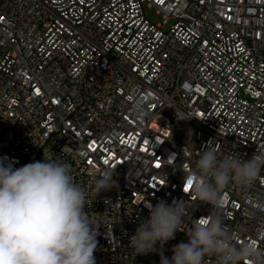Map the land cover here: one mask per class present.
<instances>
[{"label":"built area","instance_id":"2783aa9c","mask_svg":"<svg viewBox=\"0 0 264 264\" xmlns=\"http://www.w3.org/2000/svg\"><path fill=\"white\" fill-rule=\"evenodd\" d=\"M206 148L264 151V0H0V159L71 165L99 226L96 264H160L187 242L178 231L157 252L129 245L145 202L190 199L185 174ZM105 167L116 184L94 198ZM222 195L234 242L264 251V169ZM198 203L184 230L211 211Z\"/></svg>","mask_w":264,"mask_h":264},{"label":"clouds","instance_id":"9594fccd","mask_svg":"<svg viewBox=\"0 0 264 264\" xmlns=\"http://www.w3.org/2000/svg\"><path fill=\"white\" fill-rule=\"evenodd\" d=\"M143 105L144 99H140L134 106L138 117L144 115ZM114 169L105 167L98 173L94 198L115 186ZM262 169L264 151L244 160L206 148L193 171L185 174L183 191L190 197L188 201L145 202L149 217L130 237L132 252L146 255L160 251L157 242L162 249L178 231H185L187 242L175 245L170 259L160 251V264H205L208 256H215L217 264H264V251L257 243H235L217 213L224 205L223 191L230 184L248 188ZM189 183L191 187L185 191ZM87 196L66 160L44 155L43 161L16 168L0 159V264H96L99 226L85 210L92 203ZM192 198L211 205V211L192 220V226L184 230Z\"/></svg>","mask_w":264,"mask_h":264},{"label":"rangeland","instance_id":"374dc122","mask_svg":"<svg viewBox=\"0 0 264 264\" xmlns=\"http://www.w3.org/2000/svg\"><path fill=\"white\" fill-rule=\"evenodd\" d=\"M147 14L152 20H154V21L158 20V17L155 15L154 10H148Z\"/></svg>","mask_w":264,"mask_h":264},{"label":"snow or ice","instance_id":"6c2138e0","mask_svg":"<svg viewBox=\"0 0 264 264\" xmlns=\"http://www.w3.org/2000/svg\"><path fill=\"white\" fill-rule=\"evenodd\" d=\"M191 187V184L189 183L186 187H185V191H188V189Z\"/></svg>","mask_w":264,"mask_h":264}]
</instances>
